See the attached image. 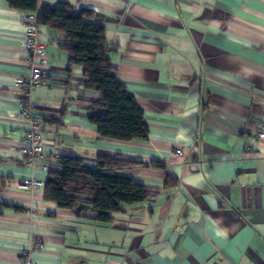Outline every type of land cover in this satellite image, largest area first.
<instances>
[{
    "label": "crops",
    "instance_id": "1",
    "mask_svg": "<svg viewBox=\"0 0 264 264\" xmlns=\"http://www.w3.org/2000/svg\"><path fill=\"white\" fill-rule=\"evenodd\" d=\"M61 2L97 14L148 135H98L89 113L100 92L82 66L67 70L57 31L41 26L46 77L30 98L47 117L45 153L139 161L122 173L153 194L103 222L93 210L58 209L43 187L18 186L46 173L20 162L26 96L14 80L29 68L30 12L0 0V264H19L34 238L44 243L31 248L39 264H264V139L255 135L264 123V0H39L37 8Z\"/></svg>",
    "mask_w": 264,
    "mask_h": 264
},
{
    "label": "trees",
    "instance_id": "2",
    "mask_svg": "<svg viewBox=\"0 0 264 264\" xmlns=\"http://www.w3.org/2000/svg\"><path fill=\"white\" fill-rule=\"evenodd\" d=\"M6 1L18 10L34 12L40 26L56 30L57 43L68 55L67 70L73 65L82 66L87 86L100 92V98L90 103L89 113L100 137L125 141L147 138L143 111L115 75L104 26L97 21L93 10L75 11L66 2L56 6L43 4L38 9L39 0ZM139 164L119 154H99L92 163L76 156H59L46 172L42 197L76 216L93 210L96 220L109 221L111 212L140 203L153 194L145 185L122 173L123 169ZM172 181L166 176L164 187Z\"/></svg>",
    "mask_w": 264,
    "mask_h": 264
},
{
    "label": "built area",
    "instance_id": "3",
    "mask_svg": "<svg viewBox=\"0 0 264 264\" xmlns=\"http://www.w3.org/2000/svg\"><path fill=\"white\" fill-rule=\"evenodd\" d=\"M26 22L24 33V52L29 68L25 75L15 78L14 84L20 88L26 98L18 102V118L22 123V134L20 137L19 151L22 154L21 163L26 166L38 168L47 172L51 165V158L45 153L42 137V129L46 124L47 117L38 110L36 104L31 100L32 90L39 88L46 77L43 66L47 64L46 50L44 44L39 39L40 25L37 23L36 15L30 12L23 16ZM255 135L259 139H264V123H262ZM246 150L251 149V145H245ZM175 154L181 155L180 148L175 150ZM18 186L22 189L42 188V179H20ZM44 245L41 239L34 238L30 246L21 251V261L19 264H39L38 259L32 254L31 248L40 249Z\"/></svg>",
    "mask_w": 264,
    "mask_h": 264
}]
</instances>
